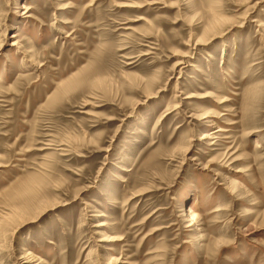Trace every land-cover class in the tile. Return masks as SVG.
Instances as JSON below:
<instances>
[{
	"label": "rangeland",
	"instance_id": "1",
	"mask_svg": "<svg viewBox=\"0 0 264 264\" xmlns=\"http://www.w3.org/2000/svg\"><path fill=\"white\" fill-rule=\"evenodd\" d=\"M0 264H264V0H0Z\"/></svg>",
	"mask_w": 264,
	"mask_h": 264
},
{
	"label": "bare ground",
	"instance_id": "2",
	"mask_svg": "<svg viewBox=\"0 0 264 264\" xmlns=\"http://www.w3.org/2000/svg\"><path fill=\"white\" fill-rule=\"evenodd\" d=\"M14 36V35H13ZM13 44H16V43H13ZM179 64V63H178ZM181 64H184V62H182V63H180L179 65H181ZM220 130V129H219ZM193 213V212H192Z\"/></svg>",
	"mask_w": 264,
	"mask_h": 264
}]
</instances>
